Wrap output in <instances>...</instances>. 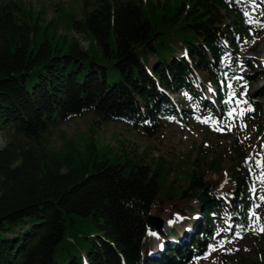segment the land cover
<instances>
[{"label":"trees","instance_id":"1","mask_svg":"<svg viewBox=\"0 0 264 264\" xmlns=\"http://www.w3.org/2000/svg\"><path fill=\"white\" fill-rule=\"evenodd\" d=\"M247 2L264 6L81 1L77 16L61 21L0 0V264H189L206 258L222 235L249 228L264 186V125L257 126L260 149L238 137L209 157L200 146L204 154L182 157L181 174L172 177L161 155L146 157L131 141L113 150L90 137L57 161L34 163L9 138L38 142L84 113L93 129L113 121L149 138L171 116L199 123V116L225 115L249 65L240 51L253 42ZM61 24L82 33L86 47L59 33ZM207 89L211 102L198 93ZM149 215L181 216L180 228L149 230Z\"/></svg>","mask_w":264,"mask_h":264},{"label":"rangeland","instance_id":"2","mask_svg":"<svg viewBox=\"0 0 264 264\" xmlns=\"http://www.w3.org/2000/svg\"><path fill=\"white\" fill-rule=\"evenodd\" d=\"M16 1L23 3L26 8L32 11V14H42L47 20L60 18L62 21V16L65 13L77 16L81 1H85V5L88 7L92 0ZM245 8L249 12L253 24V42L250 49L242 46L240 51L247 58L249 65L242 70L237 78L238 82L233 97L234 104L225 115H221L217 111L216 114L200 117L197 113L199 123L194 121L184 122L171 116L164 121L160 133L149 138L140 135L122 123L113 121H104L99 124L98 128L93 129L91 127L93 116L91 113H84L53 127L49 133L40 137L38 142L20 136H9L10 139L15 141L18 154L22 158L32 159L34 163H37L38 159L45 162L50 159L57 161L58 157L67 148H82L90 137L95 139L96 144H107L113 150L118 142L131 141L138 147L139 151H143L146 157L161 155L160 165L167 168L169 176L172 177L181 174L182 157L187 156L191 161L197 153L198 155L204 154L200 151L202 149L206 153L205 156L209 157L215 154L214 150L227 147L237 137L245 143L247 149L253 146L260 149L262 143L260 142L261 137L257 133V126L264 125V6L247 2ZM58 32L75 37L83 48L86 47V38L82 33L66 30L62 24L59 25ZM244 75H251V78L245 79ZM209 90L207 89V92L198 91L203 101H210ZM170 97L174 101L177 98L174 94ZM240 101H247V103H240ZM250 101L254 103H250ZM249 106L253 109L250 112L246 111ZM232 110L235 111L229 117L228 113ZM241 110H245L242 117L239 115ZM203 121H208V123ZM241 124L246 125L243 130H241ZM228 126H231V131H228ZM216 128L222 130L217 131ZM91 129H93V133L90 131ZM0 145H2V140H0ZM200 146L202 149L199 148ZM260 160L264 161L262 153ZM198 163L205 166L203 160L198 161ZM14 164H16V161ZM227 165L228 161L226 159L220 163L222 174H224ZM262 173L264 174V167ZM262 197H264V186ZM261 198L255 209L250 213L248 229L232 236L222 235L211 246L206 258H195L193 263L189 264H264V199ZM187 213L194 214L188 209ZM196 214L198 215L197 211ZM161 218L164 221V229L170 227L180 228L175 220L182 219L181 216L169 220ZM170 221L171 223H169ZM216 228L219 232L224 233V228L220 223L216 224ZM186 229L190 232V225ZM181 236L185 238L187 234L183 233ZM156 238L157 236L153 234V239Z\"/></svg>","mask_w":264,"mask_h":264},{"label":"water","instance_id":"3","mask_svg":"<svg viewBox=\"0 0 264 264\" xmlns=\"http://www.w3.org/2000/svg\"><path fill=\"white\" fill-rule=\"evenodd\" d=\"M163 220L161 217L149 215L146 218V226L149 230L158 229L162 226Z\"/></svg>","mask_w":264,"mask_h":264},{"label":"snow or ice","instance_id":"4","mask_svg":"<svg viewBox=\"0 0 264 264\" xmlns=\"http://www.w3.org/2000/svg\"><path fill=\"white\" fill-rule=\"evenodd\" d=\"M242 79V78H241ZM230 100H231V98H230ZM230 100H229V102H230ZM240 103H244V104H246L247 103V101H240ZM253 109L249 106L247 109H246V111H252ZM234 111L235 110H232V111H230L229 113H228V115H229V117H231L232 115H233V113H234ZM244 111L245 110H241V112L239 113V115L242 117L243 115H244ZM204 123H208V121H203ZM244 127H246V125H243V124H241V130H243V128ZM215 130H217V131H221L222 129L221 128H216ZM232 129H231V126H228V131H231ZM259 161H257V166H259ZM259 179H264V174H262V176L261 177H258ZM261 199H264V197H262ZM258 206V205H257ZM253 215H255L254 213H253ZM169 223H171V221L169 222ZM213 250H215V249H213Z\"/></svg>","mask_w":264,"mask_h":264}]
</instances>
